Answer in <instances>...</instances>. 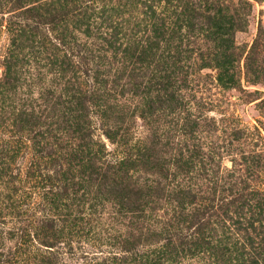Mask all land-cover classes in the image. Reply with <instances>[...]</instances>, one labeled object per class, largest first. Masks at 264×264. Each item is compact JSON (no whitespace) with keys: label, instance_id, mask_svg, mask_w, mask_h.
Segmentation results:
<instances>
[{"label":"trees","instance_id":"trees-1","mask_svg":"<svg viewBox=\"0 0 264 264\" xmlns=\"http://www.w3.org/2000/svg\"><path fill=\"white\" fill-rule=\"evenodd\" d=\"M145 1L147 13L118 40L89 19L64 28L73 13L52 2L0 0L11 15L0 55V264H65L61 254L75 250L81 264H264L250 237L251 222L264 224L254 174L222 167L196 137L198 120L182 117L190 59L234 84V35L252 4ZM182 31L207 53L191 58ZM263 45L259 30L246 61ZM245 68L264 82V64ZM135 117L143 140L130 132ZM232 132V142L244 139ZM95 252L103 256L88 258Z\"/></svg>","mask_w":264,"mask_h":264},{"label":"rangeland","instance_id":"rangeland-1","mask_svg":"<svg viewBox=\"0 0 264 264\" xmlns=\"http://www.w3.org/2000/svg\"><path fill=\"white\" fill-rule=\"evenodd\" d=\"M39 1L52 2L55 8L63 7L65 11H71L73 14L69 16L68 22L64 23V28L68 30L73 29L77 20H79L77 29L80 30L79 26L82 23L81 30H83V25L88 24L89 19V22L97 27L114 28L115 38L118 40L129 37L136 19L149 10L145 7V0ZM248 1L252 4V10L248 16L247 25L242 31H236L234 35V42L240 54V59L235 64L234 84L229 86L219 83L217 71L213 67L201 68L199 62L190 59L186 63L190 76L184 90L186 108L182 117L198 120L200 133L196 137L208 150L222 156V167L231 169L233 161L237 177L245 180L249 174H254L256 178L254 184L257 189L264 192V82L261 80L253 82V78L247 74L245 68L248 64L250 72L255 73L264 64V45L253 60L246 61L247 51L254 38L259 30L264 31V0ZM8 11V9L0 8V55L3 54L8 42L5 30L11 16ZM79 12L83 16L79 15ZM240 12L245 11L240 10ZM75 35L82 38V35L78 33ZM181 38L193 42L194 52L191 58L199 52L207 53V49L196 39V36L191 37L182 31ZM196 48L200 50L197 51ZM133 122L130 126L133 138L135 140L145 139L148 136V129L144 122L138 117H135ZM94 127L96 137L111 152L113 146L102 135L97 120H94ZM236 129L245 133L244 139L240 142H232V130ZM251 223L256 230L255 234H251L250 237L259 246V252H262L264 257V224ZM219 235L220 233H215V236ZM226 237L231 236L226 235ZM63 251L66 250H60L61 253ZM82 251L90 253L96 250L85 247ZM82 253L75 250L72 254H61L60 258L65 264H81L83 263L81 257L84 255ZM92 256L100 258L103 254L95 252L88 258ZM258 263L262 264L261 261ZM182 264L210 263L205 259L184 261Z\"/></svg>","mask_w":264,"mask_h":264}]
</instances>
